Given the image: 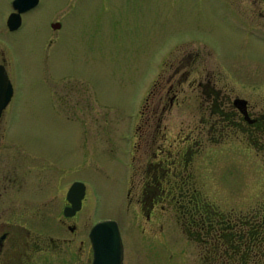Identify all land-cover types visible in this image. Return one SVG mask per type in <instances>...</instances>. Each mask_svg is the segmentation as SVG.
<instances>
[{
    "label": "rangeland",
    "instance_id": "obj_1",
    "mask_svg": "<svg viewBox=\"0 0 264 264\" xmlns=\"http://www.w3.org/2000/svg\"><path fill=\"white\" fill-rule=\"evenodd\" d=\"M13 2L0 0V46L14 88L6 112L9 138L56 159L64 175L87 186L88 217L78 240L89 247L91 226L113 219L122 234L123 264H204L170 204L157 210V235L144 232L137 129L143 123L140 132L146 129L159 96H170L167 63L182 50L201 48L215 59L234 60L238 74L251 76L235 86L246 84L256 96L264 92V44L241 39L225 0H39L11 31ZM54 22L62 27L54 29ZM260 102L264 106V98ZM199 103L198 91L185 84L180 104L161 120L167 147L174 140L207 139ZM190 170L201 195L222 210L264 208L263 153L243 141L207 144Z\"/></svg>",
    "mask_w": 264,
    "mask_h": 264
},
{
    "label": "flooded vegetation",
    "instance_id": "obj_2",
    "mask_svg": "<svg viewBox=\"0 0 264 264\" xmlns=\"http://www.w3.org/2000/svg\"><path fill=\"white\" fill-rule=\"evenodd\" d=\"M225 3L232 12L234 30L242 35L241 39L246 42L255 39L264 44V0H225ZM167 64L165 81L170 96L166 100L159 96L157 105L150 109L146 129L140 132L144 123L137 129L134 159L140 163L136 175L141 177L137 205L146 215L144 232L149 231L153 239L157 235V210L170 204L175 209V223L197 244L200 257L206 262L213 249L206 246L208 236L205 232L216 230L212 231V220L231 221L256 215L262 220L264 230V208L246 212L222 210L201 195L190 165L207 144L234 139L263 153L264 160V106L261 107L260 102L264 92L255 96L246 84L237 88L238 81L248 82L251 76L243 72L238 74L241 67L234 60L215 59L211 51L201 48L187 47ZM0 65L7 71L1 46ZM185 84L199 93L198 109L204 117L200 131L207 139L174 140L167 147L165 143L170 142L168 127L163 126L161 120L168 110L180 104ZM69 93L66 99L70 98ZM58 94L55 98H60ZM8 106L0 114V264H93L90 239L93 226L88 233L89 247L84 240H78L85 234L88 217L85 213L87 186L82 207L74 212L72 199L75 197H69V193L78 181L70 174L64 175L56 159L28 145L19 146L9 138ZM149 135L152 139H148ZM199 200L208 203H199ZM203 215L210 217L208 226H202L198 219ZM218 242L219 237L214 243ZM216 247L219 255L220 246ZM233 251L235 256L232 254L231 258L235 261L229 263L237 264V250Z\"/></svg>",
    "mask_w": 264,
    "mask_h": 264
},
{
    "label": "water",
    "instance_id": "obj_3",
    "mask_svg": "<svg viewBox=\"0 0 264 264\" xmlns=\"http://www.w3.org/2000/svg\"><path fill=\"white\" fill-rule=\"evenodd\" d=\"M39 4V0H14V12L9 16L7 25L11 31L19 29L22 25V14L30 11ZM54 29L61 28L60 23L52 25ZM14 95V88L9 75L3 65H0V114L8 106ZM86 185L75 182L70 190L69 197H75L74 212L82 207L85 197ZM90 239L94 250L93 264H123L124 244L119 223L108 219L98 222L90 232Z\"/></svg>",
    "mask_w": 264,
    "mask_h": 264
},
{
    "label": "trees",
    "instance_id": "obj_4",
    "mask_svg": "<svg viewBox=\"0 0 264 264\" xmlns=\"http://www.w3.org/2000/svg\"><path fill=\"white\" fill-rule=\"evenodd\" d=\"M199 203H208V201L199 200ZM208 218L210 217L207 215L198 217L202 226L210 224ZM212 219L213 217H211ZM261 221V219L258 220V216L256 215L231 221L212 220V231H214V228L216 230L213 233L205 232V236H208L207 243H205L207 248L212 246L213 250L211 258L205 263L209 264L213 262L218 264V262H221V264H230L229 262L235 261L231 258L233 250H237V264H241L242 262L243 264H264V230L262 229ZM219 228L221 231L218 232ZM218 237L219 242L214 243ZM216 245L220 246L219 255Z\"/></svg>",
    "mask_w": 264,
    "mask_h": 264
}]
</instances>
